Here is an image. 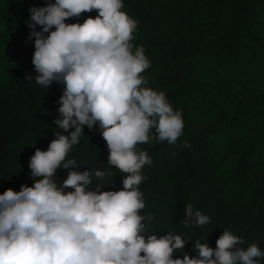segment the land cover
<instances>
[{
	"label": "trees",
	"instance_id": "trees-1",
	"mask_svg": "<svg viewBox=\"0 0 264 264\" xmlns=\"http://www.w3.org/2000/svg\"><path fill=\"white\" fill-rule=\"evenodd\" d=\"M47 2L0 0V193L31 186L38 178H29L28 158L36 148L46 150L55 132L67 135L52 123L63 85L45 89L26 79L35 76L28 8ZM122 11L137 21L133 49L142 46L150 60L142 73L146 86L163 91L184 123L174 144L137 146L152 160L141 169L146 179L138 186L141 214L154 217L149 230L206 240L214 248L227 229L244 240L243 247L255 243L264 250V0H123ZM108 154L100 130L84 126L68 158L80 171L106 170ZM112 168L106 179L113 183L101 191L122 187L126 174ZM66 173L58 168L55 179ZM189 203L210 223L186 228L181 220ZM191 241L173 258L195 256Z\"/></svg>",
	"mask_w": 264,
	"mask_h": 264
},
{
	"label": "clouds",
	"instance_id": "clouds-1",
	"mask_svg": "<svg viewBox=\"0 0 264 264\" xmlns=\"http://www.w3.org/2000/svg\"><path fill=\"white\" fill-rule=\"evenodd\" d=\"M122 8L123 0H50L28 8L35 76L26 79L45 89L63 85L52 123L67 135L55 132L46 150L36 148L28 158V176L38 178L31 186L0 193V264H261L264 250L255 243L243 247L244 240L227 229L214 248L206 240L149 230L154 217L141 214L138 186L146 179L141 169L152 160L137 146L174 144L184 123L163 91L146 86L142 73L150 60L142 46L133 49L137 21ZM93 10L97 14L83 22H66ZM84 126L100 130L108 169L80 171L68 158ZM183 146L191 147L187 141ZM112 166L126 174L122 187L101 191L113 183L106 179ZM58 168L67 170L59 182ZM181 223L200 227L210 217L189 203ZM188 241L196 255L173 258Z\"/></svg>",
	"mask_w": 264,
	"mask_h": 264
}]
</instances>
